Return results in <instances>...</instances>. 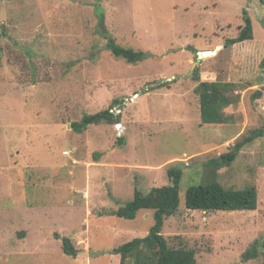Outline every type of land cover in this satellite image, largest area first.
Returning a JSON list of instances; mask_svg holds the SVG:
<instances>
[{
	"label": "rangeland",
	"instance_id": "374dc122",
	"mask_svg": "<svg viewBox=\"0 0 264 264\" xmlns=\"http://www.w3.org/2000/svg\"><path fill=\"white\" fill-rule=\"evenodd\" d=\"M244 14L252 41L225 45ZM109 40L146 57L116 58ZM263 60L258 0H0V264H132L112 250L145 237L153 211L107 213L135 189L168 186L170 168L182 177L178 211L162 228L169 244L194 250L198 264H264L241 259L264 239V135L230 165L207 166L263 125ZM192 74L235 85L223 124H203ZM114 100L122 146L116 125L72 131ZM208 183L255 186L256 210L185 209L187 189ZM55 234L70 239L75 259Z\"/></svg>",
	"mask_w": 264,
	"mask_h": 264
},
{
	"label": "trees",
	"instance_id": "16d2710c",
	"mask_svg": "<svg viewBox=\"0 0 264 264\" xmlns=\"http://www.w3.org/2000/svg\"><path fill=\"white\" fill-rule=\"evenodd\" d=\"M258 1L264 5V0ZM243 22L244 26L240 28L238 36L227 40L225 45H234L253 39L252 23L246 14L243 16ZM106 48L114 57L123 59L130 64L142 62L146 57V54L141 51L120 47L114 40H109ZM262 65H264V60ZM192 77L194 81L198 82L194 93L199 99L203 124H223L224 114L222 112L224 108L239 101L238 97L233 96L235 85L219 80L201 82L200 78L195 74H192ZM170 81L160 83L157 87L161 88L168 85ZM261 96V90H257L252 94L251 99L259 100ZM119 104H121L120 101L114 100L108 109L85 115L79 122L71 123L70 128L76 134H81L89 126L101 124L116 125L119 131L117 145L122 146L124 144V132L120 126V115L116 116L113 112V107ZM263 135L264 123L260 128L251 130L247 137L234 144L227 153L209 160L207 166L219 169L230 165L244 147L263 137ZM93 157L94 160H98L100 155L94 153ZM167 174L170 180L168 186L154 187L147 193L135 189L133 198L129 202L117 210L107 213L109 216L133 220L139 211H153L154 224L145 237L134 238L112 250V253L120 255L123 261L128 260L132 264H198L194 250L188 249L184 245L173 247L162 235L165 219L175 215L178 211V192L182 177L181 170L177 168H170ZM184 206L187 210L201 212L254 211L257 208V190L253 185L246 186L242 190H228L216 183L193 186L188 188L185 193ZM55 237L61 241L63 253L75 259L78 255V250L70 239L60 237L58 234H55ZM259 256L264 257V239L255 240L242 254L241 259L243 262H248L258 259Z\"/></svg>",
	"mask_w": 264,
	"mask_h": 264
},
{
	"label": "crops",
	"instance_id": "0c3cea01",
	"mask_svg": "<svg viewBox=\"0 0 264 264\" xmlns=\"http://www.w3.org/2000/svg\"><path fill=\"white\" fill-rule=\"evenodd\" d=\"M248 41H250V42H251L252 40H248ZM245 42H246V41H244V42H241V43H237V44H235V45H236V46H237V45H241L242 43H245ZM235 45H234V46H235ZM253 47H255V48H256V46H254V45H253ZM227 80H228V81H230V80H231V79H230V77H228V76H227ZM262 85H264V83H263ZM262 87H263V86H262ZM263 88H264V87H263ZM262 91L264 92V89H263Z\"/></svg>",
	"mask_w": 264,
	"mask_h": 264
},
{
	"label": "clouds",
	"instance_id": "9594fccd",
	"mask_svg": "<svg viewBox=\"0 0 264 264\" xmlns=\"http://www.w3.org/2000/svg\"><path fill=\"white\" fill-rule=\"evenodd\" d=\"M200 54V53H199ZM256 105H258V104H256ZM262 111H264V110H262Z\"/></svg>",
	"mask_w": 264,
	"mask_h": 264
}]
</instances>
